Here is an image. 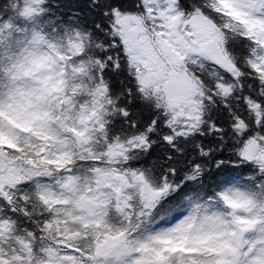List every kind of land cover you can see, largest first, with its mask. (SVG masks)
<instances>
[{"label":"snow or ice","instance_id":"obj_1","mask_svg":"<svg viewBox=\"0 0 264 264\" xmlns=\"http://www.w3.org/2000/svg\"><path fill=\"white\" fill-rule=\"evenodd\" d=\"M0 264H264V0H0Z\"/></svg>","mask_w":264,"mask_h":264}]
</instances>
